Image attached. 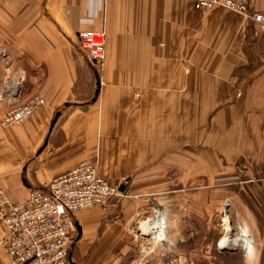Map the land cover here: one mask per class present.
Listing matches in <instances>:
<instances>
[{
    "label": "crops",
    "instance_id": "obj_1",
    "mask_svg": "<svg viewBox=\"0 0 264 264\" xmlns=\"http://www.w3.org/2000/svg\"><path fill=\"white\" fill-rule=\"evenodd\" d=\"M251 8L263 11L264 0ZM85 31L106 35L95 71L79 53ZM0 48V93L8 78H23L16 99H0V122L14 102L46 100L23 124L0 126V186L9 198L21 203L85 161L114 186L129 181L127 196L106 211L76 215V264H164L147 254L137 260L129 229L148 203L131 197L129 176L167 157L184 164L185 144L197 149L205 127V174L224 182L210 178L191 191L167 183L161 206L175 223L187 214L212 223L228 205L233 230L190 264H264V35L254 23L193 0H9L0 8ZM217 159L230 165L216 169ZM2 237L0 223V264H13Z\"/></svg>",
    "mask_w": 264,
    "mask_h": 264
},
{
    "label": "built area",
    "instance_id": "obj_2",
    "mask_svg": "<svg viewBox=\"0 0 264 264\" xmlns=\"http://www.w3.org/2000/svg\"><path fill=\"white\" fill-rule=\"evenodd\" d=\"M8 1L0 0V8ZM193 1L204 11L221 6L241 14L264 33V11H252L250 0ZM78 42L93 64H103L105 32H81ZM0 58H6L5 49L0 48ZM22 84L20 75L8 78L2 85L0 99H16ZM45 104V98L38 95L26 103L14 102L0 125L2 128L21 125ZM119 196V187L102 178L98 165L90 161L81 162L46 187L33 189L21 203L13 202L0 186L1 245L13 264H76L71 257L78 230L76 213L96 207L107 210L110 201ZM229 242L230 239L226 244Z\"/></svg>",
    "mask_w": 264,
    "mask_h": 264
},
{
    "label": "rangeland",
    "instance_id": "obj_3",
    "mask_svg": "<svg viewBox=\"0 0 264 264\" xmlns=\"http://www.w3.org/2000/svg\"><path fill=\"white\" fill-rule=\"evenodd\" d=\"M252 11L258 10L252 9ZM255 26L257 27L256 24ZM259 32L262 33L260 30ZM262 34L264 35V33ZM80 51V56L83 57L88 66L90 68L92 67L91 69H93L94 71L97 70L95 64H93L89 60L87 53L82 50ZM96 81L97 78H90L88 83L90 84L91 88L94 87V83ZM236 96H238V94H236ZM205 130L206 133L199 137V144H196L197 149L193 150L191 148V144H185L184 157L181 158V162H183L184 164L178 162L176 159L167 157L162 160H154V167L152 169H149L147 173L129 176V178L131 179V188H136V190L132 189L133 193H130L131 197H134V200L136 202L139 201L138 203H141L142 206L145 205L143 203H148V206L143 207L144 209H142V212L139 213L138 216L133 220V223L129 229L130 241L135 245L137 249L136 252L138 256V262H144L145 254H147L153 256V258L156 260H161V262L164 264H190V258L192 257V254L194 252H197V254L207 253L210 248V243L211 249H213L212 246H214V243L218 241L221 233L222 236H224L226 232L233 230L232 225L230 227L229 220L227 219V215L225 213V208H228L227 204L224 206V216L220 219L214 218V222L212 223H208V221L197 222V220H195L188 214L186 215L187 220L185 222L175 223L174 221L170 220V215L172 214V212H168L161 206L160 198L163 193H166L164 187L167 183L169 184L170 189L176 187V184L179 183L184 184L186 190L191 191L192 189H198L205 183L207 184L208 179L210 178H216L217 182H224L226 177L225 175L205 174L207 170L206 168L207 166H209V158L202 155H204V152L209 150L208 139L210 136L208 127H205ZM196 150H198V152ZM161 165L163 169L160 168ZM228 165H230L228 163V160H216V169ZM236 165H239V162ZM178 167L183 169H179V171L177 172L176 168ZM123 184H125V182H123ZM127 185L128 184H126V187ZM121 186H118V184H116V187H119V190ZM120 193L121 196L116 198H125L127 196L124 195L125 191H120ZM149 202L152 203L151 206ZM148 207H152V209H148ZM80 212L81 211L77 212L76 215ZM148 221L157 223L159 222V225L163 226L164 238L161 241L158 238L159 233L153 232L152 234H150L144 233L142 231V226H144V223H147ZM210 240L212 242H210ZM224 245H226V243H224ZM74 256L76 257L75 253Z\"/></svg>",
    "mask_w": 264,
    "mask_h": 264
},
{
    "label": "bare ground",
    "instance_id": "obj_4",
    "mask_svg": "<svg viewBox=\"0 0 264 264\" xmlns=\"http://www.w3.org/2000/svg\"><path fill=\"white\" fill-rule=\"evenodd\" d=\"M142 231L144 233H150V234H152L153 232L154 233H159L158 238H159L160 241L164 238V236H163L164 229H163L162 225L161 226L159 225V222L157 223V222L148 221L147 223L144 224V227L142 228ZM228 238H229V235L226 236V238L224 240V243L227 242Z\"/></svg>",
    "mask_w": 264,
    "mask_h": 264
},
{
    "label": "water",
    "instance_id": "obj_5",
    "mask_svg": "<svg viewBox=\"0 0 264 264\" xmlns=\"http://www.w3.org/2000/svg\"><path fill=\"white\" fill-rule=\"evenodd\" d=\"M99 89H100V83L97 84V92H96V95H98V93H99ZM60 116H61V112H58L57 115H56V117L54 118V120H53V122H52V129L55 127V125H56L58 119L60 118ZM46 145H47V142L45 143V145H44V147L42 148V150L46 147ZM42 150H41V151H42ZM128 183H129V181H126L125 184H123V185L120 187V191H121V192H124V191H125L126 184H128ZM225 209H226V211H227V208H225ZM79 230H80V228H79Z\"/></svg>",
    "mask_w": 264,
    "mask_h": 264
}]
</instances>
